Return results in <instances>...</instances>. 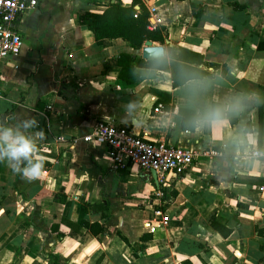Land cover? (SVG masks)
I'll list each match as a JSON object with an SVG mask.
<instances>
[{
    "label": "crops",
    "instance_id": "1",
    "mask_svg": "<svg viewBox=\"0 0 264 264\" xmlns=\"http://www.w3.org/2000/svg\"><path fill=\"white\" fill-rule=\"evenodd\" d=\"M37 1L10 24L23 48L0 61V124L35 118L24 131L43 168L28 179L0 160V264H264V0H136L161 29L165 42H152L168 65L172 47L203 56L210 75L177 87L158 67L122 79L121 56L142 49L96 40L78 18L133 0ZM213 109L219 122L206 116ZM102 120L216 154L168 185L150 170L116 172L92 137ZM213 215L228 237L210 226Z\"/></svg>",
    "mask_w": 264,
    "mask_h": 264
},
{
    "label": "built area",
    "instance_id": "2",
    "mask_svg": "<svg viewBox=\"0 0 264 264\" xmlns=\"http://www.w3.org/2000/svg\"><path fill=\"white\" fill-rule=\"evenodd\" d=\"M37 0H0V61L17 56L23 48L22 36L10 24L30 8H35ZM151 22V21H150ZM150 29L156 24L151 22ZM3 95L2 73L0 72V97ZM160 107L155 108L160 112ZM92 137L105 143L111 168L118 172L138 167L155 170L162 185L182 176L201 155H215L216 151H199L194 146L173 145L165 141H150L135 133L124 124L110 120L99 121ZM252 155L259 156L254 150Z\"/></svg>",
    "mask_w": 264,
    "mask_h": 264
},
{
    "label": "trees",
    "instance_id": "3",
    "mask_svg": "<svg viewBox=\"0 0 264 264\" xmlns=\"http://www.w3.org/2000/svg\"><path fill=\"white\" fill-rule=\"evenodd\" d=\"M138 2L133 0L130 6H124L120 1L110 3L103 13L79 10L78 18L81 25L93 32L96 40L103 38H122L134 50H140L147 40L164 43L165 38L161 29L156 26L150 29L151 14L149 10L140 4V10L135 8ZM258 49L264 50V42L259 43ZM170 65L167 59L145 60L141 56L123 54L120 60V77L127 82H134L138 74L133 73L136 66H151L169 70L175 87L184 85L191 79H201L210 75L204 69L198 67L204 64L203 56L182 47L170 48ZM92 232L102 231L103 227L98 223L82 222ZM210 226L223 237H228L232 229L227 226L225 218L213 215L209 220ZM150 238V235L143 236Z\"/></svg>",
    "mask_w": 264,
    "mask_h": 264
},
{
    "label": "clouds",
    "instance_id": "4",
    "mask_svg": "<svg viewBox=\"0 0 264 264\" xmlns=\"http://www.w3.org/2000/svg\"><path fill=\"white\" fill-rule=\"evenodd\" d=\"M161 54L159 49H155L151 53L153 56ZM206 116L216 122L222 119L219 109H213ZM36 126L35 118L21 120L15 127L0 124V160H6L11 165L13 172H19L28 179L38 177L43 168L42 160L36 159V162H33L37 150L36 142L31 135L24 131V129ZM22 161L27 162L23 168L19 166Z\"/></svg>",
    "mask_w": 264,
    "mask_h": 264
},
{
    "label": "water",
    "instance_id": "5",
    "mask_svg": "<svg viewBox=\"0 0 264 264\" xmlns=\"http://www.w3.org/2000/svg\"><path fill=\"white\" fill-rule=\"evenodd\" d=\"M150 21L154 22L153 19H150ZM155 49H159L162 54L159 55V56L151 55L152 51L155 50ZM141 54H142V58H144V59H161V58H163L165 56V50H164V47L162 45H153L152 41L147 40L144 43V46L142 47ZM150 172H151L153 178L155 180H158L156 171L151 169Z\"/></svg>",
    "mask_w": 264,
    "mask_h": 264
}]
</instances>
